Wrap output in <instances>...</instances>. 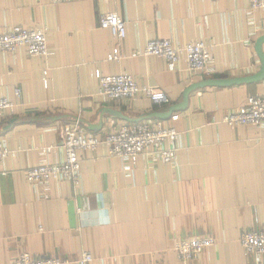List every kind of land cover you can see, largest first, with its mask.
Wrapping results in <instances>:
<instances>
[{
	"label": "crops",
	"instance_id": "1",
	"mask_svg": "<svg viewBox=\"0 0 264 264\" xmlns=\"http://www.w3.org/2000/svg\"><path fill=\"white\" fill-rule=\"evenodd\" d=\"M102 13L126 24L119 61L107 60L117 42L99 27ZM13 27L44 30L49 55L29 56L22 48L0 54V99L15 105L0 117V141L14 152L0 160V264H13L21 254L76 264L84 252L89 264L264 261L239 243L243 233L264 228V128L222 123L249 97L264 95V80L194 90L185 109L168 114L194 83L260 70L254 44L264 35V10L251 11L248 0H0V33ZM157 39L204 44L211 75H192L183 63L170 72L164 59L144 56ZM96 73L129 75L170 103L153 104L143 95L108 100L97 93ZM110 121L174 129L179 139L164 144L176 149L174 164L140 155L125 171L127 160L100 145L78 154L79 187L27 182L28 169L63 161L60 125L102 138ZM196 238L213 245L196 260H179L175 243Z\"/></svg>",
	"mask_w": 264,
	"mask_h": 264
},
{
	"label": "built area",
	"instance_id": "2",
	"mask_svg": "<svg viewBox=\"0 0 264 264\" xmlns=\"http://www.w3.org/2000/svg\"><path fill=\"white\" fill-rule=\"evenodd\" d=\"M52 4L71 2L74 0H47ZM251 11L264 10V0H248ZM99 27L110 31L117 42L112 53L108 55V61H119L121 55L118 45L126 36V24L115 13H102L99 16ZM24 49L29 56L48 57L49 48L46 41V33L42 29L28 30L22 27H13L0 33V54H11L18 49ZM144 56H155L165 60L167 70L174 72L181 63L185 71L192 74L210 76L212 69L211 54L202 43H191L184 46H173L170 40L157 39L149 41L143 53ZM46 72L43 73L45 77ZM98 95L112 101H131L139 95H143L153 104L168 105L169 98L159 90L140 88L129 75L101 76L96 73ZM44 86L46 85L43 78ZM15 109L13 103L0 99V117L5 113H12ZM222 123L229 127L254 126L264 128V95L251 96L246 105L227 113L222 118ZM63 151V161L60 163H40L30 168L25 173V178L34 187L49 182L68 181L74 187L80 185V152H94L98 146L107 148L108 154L127 160L125 171L134 168L140 155H149L153 162L161 161L165 164H174L176 149L164 148L165 143L173 144L179 139V134L172 128H165L157 123L154 128L148 124H122L110 121L109 131L102 137L96 138L85 135L77 125L63 124L58 127ZM50 148L43 149L42 154L47 155ZM10 151L0 141V160L13 157ZM243 250L255 256L264 257V228L259 231L243 233L239 238ZM213 245L210 238H196L178 241L174 245L179 260L189 262L196 260L208 247ZM92 257L84 252L76 261V264H89ZM13 264H69L57 258L48 260H34L29 254H21ZM264 264V261H258Z\"/></svg>",
	"mask_w": 264,
	"mask_h": 264
},
{
	"label": "water",
	"instance_id": "3",
	"mask_svg": "<svg viewBox=\"0 0 264 264\" xmlns=\"http://www.w3.org/2000/svg\"><path fill=\"white\" fill-rule=\"evenodd\" d=\"M263 43H264V35L257 38L254 44L255 54L257 55L260 61V70L256 74L246 77H237V78L210 79V80L194 83L190 85L187 89H185V91L182 94V102L178 104L176 107L171 108L168 114L170 115L174 111H181L185 109L188 103V97L194 90L204 87H230L237 85L254 84L263 81L264 80V55L262 52Z\"/></svg>",
	"mask_w": 264,
	"mask_h": 264
}]
</instances>
